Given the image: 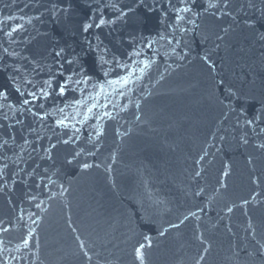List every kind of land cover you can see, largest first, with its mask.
Here are the masks:
<instances>
[{"label":"water","instance_id":"obj_1","mask_svg":"<svg viewBox=\"0 0 264 264\" xmlns=\"http://www.w3.org/2000/svg\"><path fill=\"white\" fill-rule=\"evenodd\" d=\"M0 264H264V0H0Z\"/></svg>","mask_w":264,"mask_h":264},{"label":"snow or ice","instance_id":"obj_2","mask_svg":"<svg viewBox=\"0 0 264 264\" xmlns=\"http://www.w3.org/2000/svg\"><path fill=\"white\" fill-rule=\"evenodd\" d=\"M101 23H104V21L102 20ZM61 93H63V89H61Z\"/></svg>","mask_w":264,"mask_h":264}]
</instances>
